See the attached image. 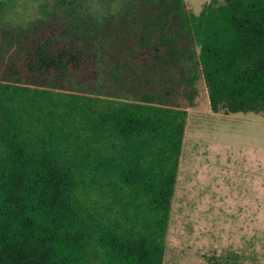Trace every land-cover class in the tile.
<instances>
[{
  "label": "trees",
  "instance_id": "trees-1",
  "mask_svg": "<svg viewBox=\"0 0 264 264\" xmlns=\"http://www.w3.org/2000/svg\"><path fill=\"white\" fill-rule=\"evenodd\" d=\"M137 2V17L103 24L70 6L61 19L0 26V74H90L95 41L107 39L113 82L122 66L177 82L161 1ZM179 21L192 61L183 13ZM198 43L211 109L264 110V0L209 4ZM186 116L0 81V264H162Z\"/></svg>",
  "mask_w": 264,
  "mask_h": 264
},
{
  "label": "crops",
  "instance_id": "crops-1",
  "mask_svg": "<svg viewBox=\"0 0 264 264\" xmlns=\"http://www.w3.org/2000/svg\"><path fill=\"white\" fill-rule=\"evenodd\" d=\"M210 110L208 135L194 129L187 110L165 251L174 242L208 253L211 264H263V110ZM187 135L208 137L209 146L184 148Z\"/></svg>",
  "mask_w": 264,
  "mask_h": 264
},
{
  "label": "rangeland",
  "instance_id": "rangeland-1",
  "mask_svg": "<svg viewBox=\"0 0 264 264\" xmlns=\"http://www.w3.org/2000/svg\"><path fill=\"white\" fill-rule=\"evenodd\" d=\"M166 22V33L170 37L174 68L172 75L175 81H168L167 75L149 74V80L141 75V68H137V75L130 72L127 67H120L117 73V81L106 74L114 62L110 58V43L107 39L95 41L96 59L90 68V74L77 73L67 80H56L52 77H15L0 74V81L32 86L63 90L85 95L114 98L119 100L153 102L165 106L185 108L191 110L189 121L194 129L208 131L215 125L210 113L208 96L203 93L204 80L199 78L196 62H199V43L203 13L206 7L218 5L223 0H160ZM180 4V5H179ZM179 5V8L177 7ZM75 7L85 17L103 24L106 18L114 16L120 18L125 13L130 17H137L140 5L137 0H0V26L26 25L38 17H49L53 13L55 19H61L62 15L70 7ZM180 11V12H179ZM183 13L186 31L191 43L192 53L195 56L192 61L187 56L182 43V29L179 14ZM52 21V20H51ZM188 49V46L187 48ZM190 63L196 77L191 72ZM134 66L133 63H130ZM201 67V66H200ZM177 83V84H176ZM174 86V93L166 95L168 86ZM225 107L220 106L219 113H224ZM264 113V110H263ZM186 136L184 148L190 146H209L208 137L200 139ZM208 253L199 254L193 249L180 246L174 242H168L162 264H211ZM254 261V260H253ZM251 264L253 262L251 261ZM264 264V262H263Z\"/></svg>",
  "mask_w": 264,
  "mask_h": 264
}]
</instances>
